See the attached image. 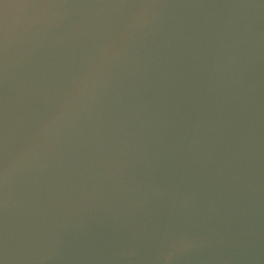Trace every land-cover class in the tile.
I'll return each instance as SVG.
<instances>
[{"label": "water", "instance_id": "95a60500", "mask_svg": "<svg viewBox=\"0 0 264 264\" xmlns=\"http://www.w3.org/2000/svg\"><path fill=\"white\" fill-rule=\"evenodd\" d=\"M0 264H264V0H0Z\"/></svg>", "mask_w": 264, "mask_h": 264}]
</instances>
